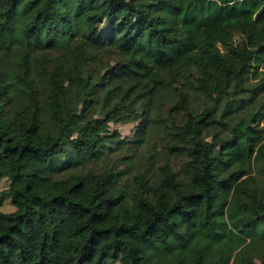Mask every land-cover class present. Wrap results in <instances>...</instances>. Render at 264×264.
Instances as JSON below:
<instances>
[{
    "label": "trees",
    "instance_id": "trees-1",
    "mask_svg": "<svg viewBox=\"0 0 264 264\" xmlns=\"http://www.w3.org/2000/svg\"><path fill=\"white\" fill-rule=\"evenodd\" d=\"M0 186V264H264V0H0Z\"/></svg>",
    "mask_w": 264,
    "mask_h": 264
},
{
    "label": "rangeland",
    "instance_id": "rangeland-1",
    "mask_svg": "<svg viewBox=\"0 0 264 264\" xmlns=\"http://www.w3.org/2000/svg\"><path fill=\"white\" fill-rule=\"evenodd\" d=\"M163 2H167L169 4H179V0H161ZM162 7L159 6V4L156 6V10H161ZM162 17L165 18V24L161 27L162 29H169L172 28L176 25V18L174 17V15H170L166 12H161L160 13ZM108 27V22H105L102 25V32H105L106 29ZM235 40H239V37H235ZM154 44V46L157 48L155 50H147V48H145V44ZM162 50L165 51L166 54H159L157 52V50ZM153 51V52H152ZM139 53L143 59L144 62H150L153 59H160L161 62L166 63V62H170L173 61L174 59H176V57L178 56V52L173 51V50H168L165 49L162 44L158 41H152L150 40V42H144L140 45L139 48ZM88 56H90V53L88 54ZM191 61L197 65L200 69L201 72V76L206 79L209 80L210 79V75H209V69L210 68H214L217 65L220 66L223 69H227V68H231L233 66V61L232 59L221 49H218V54L217 57H211L207 54H205L202 51H199L197 53H195L192 57H191ZM139 123H134V124H127V125H113L111 124L109 126V131L114 133H119L122 137L124 138H133L135 136V134L137 133L138 130V126ZM208 140H210V138H208ZM4 186H0V190L3 188ZM4 210L5 211H10L12 210V206L10 204H5L4 206Z\"/></svg>",
    "mask_w": 264,
    "mask_h": 264
}]
</instances>
